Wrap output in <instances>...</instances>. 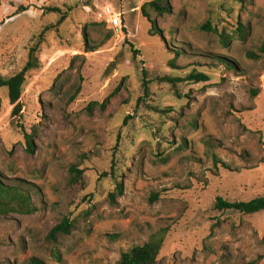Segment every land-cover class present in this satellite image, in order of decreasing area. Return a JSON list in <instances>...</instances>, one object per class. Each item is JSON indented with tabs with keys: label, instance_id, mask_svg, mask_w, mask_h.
Masks as SVG:
<instances>
[{
	"label": "rangeland",
	"instance_id": "374dc122",
	"mask_svg": "<svg viewBox=\"0 0 264 264\" xmlns=\"http://www.w3.org/2000/svg\"><path fill=\"white\" fill-rule=\"evenodd\" d=\"M148 1L0 0V78L32 47L40 63L19 116L0 88V183L35 208L0 214V264H113L160 230L154 264H264V211L214 208L264 196V0H169L149 11L156 36ZM190 74L208 81H159ZM64 218L70 234L48 241Z\"/></svg>",
	"mask_w": 264,
	"mask_h": 264
},
{
	"label": "trees",
	"instance_id": "16d2710c",
	"mask_svg": "<svg viewBox=\"0 0 264 264\" xmlns=\"http://www.w3.org/2000/svg\"><path fill=\"white\" fill-rule=\"evenodd\" d=\"M19 10V9H18ZM46 12L49 13H60V9L58 8H47L44 9ZM140 11L145 17L148 22L150 23L151 27L149 30V34L151 36L161 35V31L157 28L156 23L154 20L150 19L149 11L156 13V15L161 16L163 14H170L171 13V6L169 4V0H150L147 3H144L140 7ZM20 13L17 11V14ZM65 15H61V18L58 21V24L64 21ZM202 30L205 31H213L210 25L205 24L201 27ZM216 33V30H214ZM219 38L222 42L223 46H227L229 43V37L219 34ZM92 51L88 49V52ZM37 46L32 47L28 51L27 60L23 67L20 69L19 72L13 74L7 78H0V88L6 89L7 92V100L9 104L12 106L11 116L17 117L20 115L22 106L20 104V98L22 94V89L26 82V76L31 71H36L39 69L40 63L37 57ZM260 52L264 53V48L260 49ZM178 55V52L175 53ZM248 58H256V54L253 52H248L246 55ZM221 62L227 66H231L227 63L226 59L220 58ZM170 66L174 68L173 60L170 62ZM194 81L196 83L199 82H206L208 81V77L203 74H190L185 79H174L170 77H163L159 79L160 82L169 83L172 86H175L177 82L181 81ZM147 81L143 79L142 87L144 94L148 93L147 88ZM257 95V91H252V96L255 97ZM126 122V121H124ZM23 138L26 144L27 152L32 154L33 153V138L31 135L23 134ZM214 164H217V160L214 159ZM224 168L225 165H223ZM70 184H74L80 175L81 171H79L75 166L70 167ZM121 189L119 188V192ZM12 188L6 187L0 183V214L7 212H16L23 215H30L35 211V208L31 205L29 196L26 193H13ZM1 197H8V202L13 204L10 209L4 210L1 209V206H4L1 202ZM8 206V205H7ZM214 208L217 211H235L245 215H252L264 211V196L252 199L247 202H227L221 198H217ZM73 228L72 222H70L67 218L62 219L59 224L55 225L48 233L47 240L50 242L55 243L59 237L66 236L70 234V231ZM166 231L160 230L156 234H153L149 237L148 241L141 246H135L131 249L124 251L120 254L119 259L113 264H154L156 259L162 249L164 238H165ZM261 257H258L255 261L249 264H258L260 262ZM31 264H42L38 261H33Z\"/></svg>",
	"mask_w": 264,
	"mask_h": 264
},
{
	"label": "built area",
	"instance_id": "2783aa9c",
	"mask_svg": "<svg viewBox=\"0 0 264 264\" xmlns=\"http://www.w3.org/2000/svg\"><path fill=\"white\" fill-rule=\"evenodd\" d=\"M105 15V22L110 26V28L121 33V15L119 13H115L114 11H110L109 9H106Z\"/></svg>",
	"mask_w": 264,
	"mask_h": 264
}]
</instances>
